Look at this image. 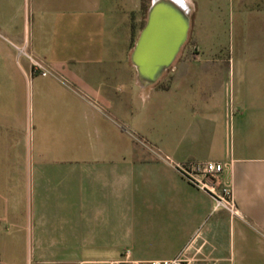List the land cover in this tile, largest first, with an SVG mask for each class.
Wrapping results in <instances>:
<instances>
[{
    "label": "crops",
    "instance_id": "crops-1",
    "mask_svg": "<svg viewBox=\"0 0 264 264\" xmlns=\"http://www.w3.org/2000/svg\"><path fill=\"white\" fill-rule=\"evenodd\" d=\"M214 1L235 47L195 23L148 84L125 0H0V264H264V0ZM201 160L223 163L234 213L179 174Z\"/></svg>",
    "mask_w": 264,
    "mask_h": 264
},
{
    "label": "water",
    "instance_id": "water-1",
    "mask_svg": "<svg viewBox=\"0 0 264 264\" xmlns=\"http://www.w3.org/2000/svg\"><path fill=\"white\" fill-rule=\"evenodd\" d=\"M187 29L185 10L170 0L150 1L130 51L139 81L149 84L159 78L184 42Z\"/></svg>",
    "mask_w": 264,
    "mask_h": 264
},
{
    "label": "rangeland",
    "instance_id": "rangeland-1",
    "mask_svg": "<svg viewBox=\"0 0 264 264\" xmlns=\"http://www.w3.org/2000/svg\"><path fill=\"white\" fill-rule=\"evenodd\" d=\"M118 1V0H117ZM151 0H125L122 21L130 27V42L129 46L132 48L134 40L137 36L139 28L144 22L146 9ZM188 4V29L184 42L180 46L177 55H180L182 51L193 50L196 47L193 40L194 24L199 29V23L202 27L199 32L206 34H215L219 39L217 42L221 43L224 47H235V41L233 40L231 34L234 27L231 24V10L226 7L220 6V4L214 0H206L208 2H202V0H197V4L201 6L204 4L206 8L193 9L190 7V0H185ZM205 28V29H204ZM234 31V29H233ZM166 72L163 73L162 77L157 80H165ZM54 256L52 258L46 259H36L31 256V252L28 249H20V259L21 264H85L84 262H79L76 257L66 258L63 257L65 253L70 254L68 250H54ZM78 257L83 254V250H79L77 253ZM66 255V254H65ZM87 264H95L97 257L94 255H88L84 257Z\"/></svg>",
    "mask_w": 264,
    "mask_h": 264
},
{
    "label": "built area",
    "instance_id": "built-area-1",
    "mask_svg": "<svg viewBox=\"0 0 264 264\" xmlns=\"http://www.w3.org/2000/svg\"><path fill=\"white\" fill-rule=\"evenodd\" d=\"M32 67L44 75L40 62L32 60ZM223 163L219 160L187 161L177 164L179 174L189 183L209 194L214 201V207H221L234 213L235 203L229 184L221 178ZM115 264H196L194 260L181 254L155 259L119 260Z\"/></svg>",
    "mask_w": 264,
    "mask_h": 264
},
{
    "label": "bare ground",
    "instance_id": "bare-ground-1",
    "mask_svg": "<svg viewBox=\"0 0 264 264\" xmlns=\"http://www.w3.org/2000/svg\"><path fill=\"white\" fill-rule=\"evenodd\" d=\"M170 1H172L175 5H177L181 9L185 10V12L188 11V4L185 0H170Z\"/></svg>",
    "mask_w": 264,
    "mask_h": 264
}]
</instances>
